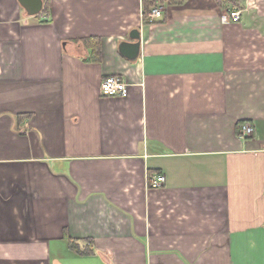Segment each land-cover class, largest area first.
Here are the masks:
<instances>
[{"label":"crops","instance_id":"obj_1","mask_svg":"<svg viewBox=\"0 0 264 264\" xmlns=\"http://www.w3.org/2000/svg\"><path fill=\"white\" fill-rule=\"evenodd\" d=\"M43 1L0 0V264H264V0Z\"/></svg>","mask_w":264,"mask_h":264},{"label":"built area","instance_id":"obj_2","mask_svg":"<svg viewBox=\"0 0 264 264\" xmlns=\"http://www.w3.org/2000/svg\"><path fill=\"white\" fill-rule=\"evenodd\" d=\"M161 9H154L150 15L152 20L162 16ZM227 23H239L241 21V13L238 10H233L229 14L228 19H224ZM129 94V85L119 76H108L106 77L101 84V95L103 97H126ZM255 129L253 126L248 123H243L239 127V136L242 139H247L251 136H254ZM166 183V178L162 174H158L149 179V188L150 189H159L162 188Z\"/></svg>","mask_w":264,"mask_h":264},{"label":"water","instance_id":"obj_3","mask_svg":"<svg viewBox=\"0 0 264 264\" xmlns=\"http://www.w3.org/2000/svg\"><path fill=\"white\" fill-rule=\"evenodd\" d=\"M20 4L27 11L30 16L39 15L44 8L43 0H19ZM130 38L134 43H122L120 46L121 54L129 60H137L141 54V36L140 31L134 30Z\"/></svg>","mask_w":264,"mask_h":264},{"label":"trees","instance_id":"obj_4","mask_svg":"<svg viewBox=\"0 0 264 264\" xmlns=\"http://www.w3.org/2000/svg\"><path fill=\"white\" fill-rule=\"evenodd\" d=\"M152 3L155 4V0H152ZM148 12V10H146V13ZM85 44L89 47H92L94 49V53L95 55L98 54V47H99V43L98 41H95V39H89V40H85ZM245 123V122H244ZM243 124V123H242ZM241 125V123H240Z\"/></svg>","mask_w":264,"mask_h":264},{"label":"rangeland","instance_id":"obj_5","mask_svg":"<svg viewBox=\"0 0 264 264\" xmlns=\"http://www.w3.org/2000/svg\"><path fill=\"white\" fill-rule=\"evenodd\" d=\"M245 123H247V122H245ZM241 125H242V123H241ZM241 125H239V127H240Z\"/></svg>","mask_w":264,"mask_h":264}]
</instances>
